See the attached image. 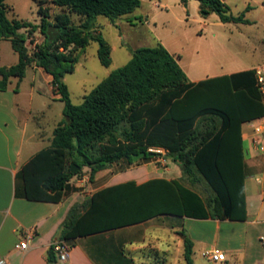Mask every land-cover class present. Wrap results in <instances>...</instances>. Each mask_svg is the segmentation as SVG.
Instances as JSON below:
<instances>
[{
  "label": "trees",
  "instance_id": "trees-1",
  "mask_svg": "<svg viewBox=\"0 0 264 264\" xmlns=\"http://www.w3.org/2000/svg\"><path fill=\"white\" fill-rule=\"evenodd\" d=\"M187 3L189 0H181ZM203 15L215 13L222 23H245L246 12L234 16L222 0H195ZM41 2L40 24L9 19L6 0H0V41L7 40L19 61L0 68V91L10 79L22 80L30 67L52 76L55 95L64 103V119L53 131L51 145L23 165L20 177L30 201L59 203L70 182L89 170V179L114 164L127 167L160 157L165 150L182 170L180 180L128 181L96 192L85 213L72 209L62 240L138 224L159 215L193 219L245 221L246 143L242 125L264 116L254 68L190 83L178 60L161 43L133 51L129 62L99 83L80 105L73 104L65 77L75 71L79 56L91 41L99 43L101 63L109 66L111 46L98 33L95 20L111 22L134 13L141 0H53L62 9L51 20ZM85 20L76 26L71 15ZM29 35L38 30L44 40L31 51ZM72 164L79 167L72 173ZM124 169V168H123ZM209 191L204 198L196 187ZM185 264H194V241L185 230ZM50 264L56 263L53 247ZM228 264V263H225Z\"/></svg>",
  "mask_w": 264,
  "mask_h": 264
},
{
  "label": "crops",
  "instance_id": "crops-1",
  "mask_svg": "<svg viewBox=\"0 0 264 264\" xmlns=\"http://www.w3.org/2000/svg\"><path fill=\"white\" fill-rule=\"evenodd\" d=\"M145 1L152 10L146 22L155 23L161 10H169L170 7L169 0ZM175 1L171 2L176 8L184 3ZM190 1L185 5L186 8L189 7ZM222 1L227 5L230 2ZM248 6L250 5H247L245 10ZM191 20L197 21L195 17ZM227 24L230 23L221 22V25ZM201 26L203 29L206 25ZM37 42L41 43L38 40ZM262 43L264 44V38ZM18 61L19 56L13 50L10 41H0V68L11 67ZM195 62L190 61L188 70L182 67L190 83L236 73L234 71L210 73L207 68H195ZM263 63L264 58L251 69ZM52 79V76L42 68L33 66L27 70L22 80L13 77L8 88L0 91V260H4V264H50L48 253L55 242L62 240L63 226L72 209L78 207L76 215L84 214L86 205L98 191L128 181L142 184L156 178L180 180L182 177L180 166L166 157L167 152L163 149H154L162 154L157 160L154 158L143 160L119 171L105 169L97 173L93 180L89 179L88 174L75 177L70 182L64 199L59 203L27 200L20 177L22 167L36 153L51 145L53 131L64 119L63 107L57 114L56 126L49 136L43 120L52 104L40 102L42 97L40 82L45 80L50 85L51 94L48 100L55 102L60 96L53 92ZM246 126L251 128L252 123L242 125L246 143L247 219L245 221L199 219L206 221L205 223H214L215 231L211 239L220 243L222 248L212 246L210 249L217 248L226 255V261L211 262L212 264H264V247L260 243V238L264 236V155L252 146V130L246 131ZM171 162L174 163L173 168L170 167ZM189 219L159 215L138 224L77 236L66 240L71 249L68 262L59 261L54 253L56 258L54 264H168L169 256L174 249L179 250L183 257L184 241L179 231L187 232L194 241V248L196 243L204 245L208 242L206 238L194 235L189 227L186 228ZM233 222H244L248 225L249 231L256 235L261 248L249 246L248 241L252 238L248 237L247 229L238 228ZM32 234L34 235L27 250L16 248L17 244ZM206 250L209 249H205L203 253Z\"/></svg>",
  "mask_w": 264,
  "mask_h": 264
},
{
  "label": "rangeland",
  "instance_id": "rangeland-1",
  "mask_svg": "<svg viewBox=\"0 0 264 264\" xmlns=\"http://www.w3.org/2000/svg\"><path fill=\"white\" fill-rule=\"evenodd\" d=\"M169 1V10L157 9L161 12L155 23L146 22L152 10L145 3V0H141L140 7L134 13L117 20L115 23L104 16L96 18L95 25L98 27V33H101L111 46L110 57L112 62L109 66L103 65L98 56L99 43L97 41L90 42L85 51L80 54L75 71L67 74L64 80L73 104H82L84 97L99 83L114 70L125 66L132 58L134 50L142 47L152 48L158 43L173 53L180 66L187 70L190 61L195 60V68H207L210 73L238 72L251 69L264 58V44L262 43L264 38V0H229L228 6L234 16L242 14L247 5L252 6V8L246 12V19L250 21L249 24L230 23L227 25H221L215 13L208 16L203 15L198 2L195 0L190 1L188 8L185 7L188 3H181L182 5L176 8L171 2L172 0ZM41 2H45L43 6L49 8L51 20L56 14L62 12V9L57 7L53 0H6L7 16L9 19L40 24L39 9ZM175 2L180 3L181 0ZM193 17L196 18V22L191 20ZM71 19L76 26L85 20L76 14H72ZM204 24L206 26L201 29V25ZM22 32L28 34V48L31 51L35 49L36 44H39L37 40L39 42L44 40V36L41 37L42 34L39 30L32 35H29L25 30ZM40 87L42 91L40 102L52 104L43 120L47 134L51 136L52 130L56 126L57 114L62 111L64 103L60 99L55 102L48 100L51 91L50 85L45 80H41ZM35 104H37V100ZM248 129L252 130L253 133L252 127L246 126L245 130L249 131ZM157 159L158 157L154 158V160ZM158 164L161 165V163ZM127 166V163L122 162L114 164L111 168L114 171H119ZM170 167L173 168L174 163L171 162ZM86 174L89 175L87 168L84 169L82 176ZM196 190L204 198H208L210 195L207 187L203 184H199ZM205 222L190 218L186 224V228L189 227L194 235H200L208 240L207 244L204 245L196 243L193 256L194 264H212L203 256V251L212 246L222 248L220 243L211 239L215 231L214 223ZM233 223L238 228L247 229L248 237L252 238L248 241L250 242L249 246L252 245L256 249L261 248L256 235L249 231L248 225L244 222ZM228 258L230 259V255ZM168 264H185L179 250L174 249L172 255L169 256Z\"/></svg>",
  "mask_w": 264,
  "mask_h": 264
},
{
  "label": "built area",
  "instance_id": "built-area-1",
  "mask_svg": "<svg viewBox=\"0 0 264 264\" xmlns=\"http://www.w3.org/2000/svg\"><path fill=\"white\" fill-rule=\"evenodd\" d=\"M256 86L261 96V102L264 107V63L256 66L254 68ZM253 133L251 136L252 146L261 154L264 155V116L251 122ZM151 152H154V149H150ZM32 235H28L25 240L16 245V248L19 250H27L29 241L31 240ZM260 243L264 247V236L260 238ZM53 251L57 256V259L61 262H68L70 259L71 249L66 241L60 240L53 244ZM203 256L212 263H222L226 261V255L224 252L217 248H212L206 250L203 253ZM0 264H4V260H0Z\"/></svg>",
  "mask_w": 264,
  "mask_h": 264
},
{
  "label": "water",
  "instance_id": "water-1",
  "mask_svg": "<svg viewBox=\"0 0 264 264\" xmlns=\"http://www.w3.org/2000/svg\"><path fill=\"white\" fill-rule=\"evenodd\" d=\"M146 155L151 156L152 152L151 153H140L137 156H135L133 158V160H134V162H137L138 160H140L141 158L145 157ZM78 169H79V167L77 165L72 164V168H71L72 173H76Z\"/></svg>",
  "mask_w": 264,
  "mask_h": 264
}]
</instances>
